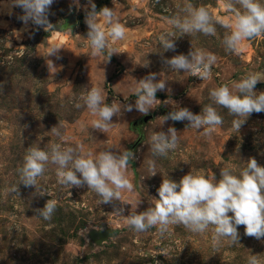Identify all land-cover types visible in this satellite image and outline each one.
I'll list each match as a JSON object with an SVG mask.
<instances>
[{
    "label": "rangeland",
    "instance_id": "1",
    "mask_svg": "<svg viewBox=\"0 0 264 264\" xmlns=\"http://www.w3.org/2000/svg\"><path fill=\"white\" fill-rule=\"evenodd\" d=\"M92 2L97 11L105 6L115 10L125 27L124 39L108 38L117 52L110 60L107 50L91 54L85 23L88 0H54L48 14L53 29L37 28L31 22L25 25L19 19L23 10L13 0H0V264H247L251 255H258L264 264V238L246 236L244 226L238 227V243L222 240L219 248H213L211 229L195 234L175 225L161 236L156 228L136 232L124 218L138 201L137 213L151 206L153 198L158 199L163 178L178 182L192 171L219 179L220 168L229 164L243 167L249 158L264 166V112L252 113L236 131L232 121L238 117L213 105L224 123L211 136L189 127L187 120L162 124L161 118L178 107L199 114L212 103L211 89L231 86L248 73L259 76L261 82L254 90L264 92V36L244 41L238 52L226 51L222 41L227 30L217 24L216 36L184 35L175 40L174 51H164L158 37L171 28L167 17L183 15L176 6H183L184 0ZM191 2L207 7L213 16L231 18L222 0ZM260 2L264 4V0ZM72 15L75 27L60 31ZM99 22L107 33L106 23ZM53 46L61 48L59 58L47 56ZM192 49L216 55L210 80L201 81L164 63ZM150 73L157 74V81L165 80V89L156 93L163 97L157 98L147 115L135 107L126 111L125 105H135L137 82ZM91 87L102 90L106 104L121 106V114L112 117L106 133L92 129L96 117L79 99ZM54 126L65 139L51 133ZM169 127L178 132V148L167 157H153L149 136L153 131L167 132ZM53 143L62 147L82 144L85 151L94 153L109 147L114 152L132 151L135 158L127 174L134 189L122 191L121 202L100 204V197L86 185L70 189L60 185L52 164L38 178L36 189L19 184L17 170L27 149L47 151ZM148 159L155 161V176H150ZM51 198L57 200V208L51 220H44L36 209H42ZM120 208L121 215L116 212ZM107 231L110 235L101 240Z\"/></svg>",
    "mask_w": 264,
    "mask_h": 264
},
{
    "label": "clouds",
    "instance_id": "2",
    "mask_svg": "<svg viewBox=\"0 0 264 264\" xmlns=\"http://www.w3.org/2000/svg\"><path fill=\"white\" fill-rule=\"evenodd\" d=\"M53 2L54 0H13V5L23 10L19 19L25 25L31 22L37 28L53 29L48 20ZM88 5L90 10H86L85 23L91 54L97 56L107 50V60H110L117 52L109 45L108 38L111 37L113 41L124 39L125 27L119 22L115 10L105 6L97 11L92 0H88ZM222 6L231 14L230 20L213 16L207 7L197 6L191 0H184L183 6L177 4L176 7L183 15L166 18L171 28L159 35V45L164 51H174L175 40L184 35L201 33L216 36L217 24L227 30L222 41L226 51L238 52L244 41L264 36V4L260 0H222ZM101 19L107 25V33L101 27ZM63 30L61 26L60 31ZM59 49L61 48L53 46L47 56L59 58ZM48 62L54 68L52 61ZM216 62V55L203 49H192L187 55L178 54L164 60L172 70L189 73L201 81L212 78V68ZM156 77V73H150L137 82L133 89L137 98L135 105H125L126 111L130 112L135 107L139 113L147 115L153 109L158 101L157 91L164 90L166 86L165 80L157 81ZM258 82L261 79L257 74L248 73L238 81H233L231 86L223 84L215 87L209 92L212 103L203 106L199 114H194L186 107H178L161 117L162 124L168 120H187L189 127L202 129L204 136H211L224 123L223 117L213 106L216 105L226 109L229 115L238 117L232 121V126L239 131L252 113L264 112V92L254 90ZM79 99L83 100L90 114L96 117L91 121L92 129L106 133L113 124L112 117L121 114L120 105L104 102L105 98L99 87L86 89ZM75 106L81 107L79 103ZM51 133L61 140L65 139L57 126L51 128ZM148 145L153 157H167L178 148V132L174 127H169L167 132L153 131ZM110 149L111 147L94 153L85 151L82 144L62 147L59 143L51 144L47 151L40 147H29L22 166L17 170L19 184L36 189L38 178L43 177L47 166L52 164L56 166L60 185L69 189L86 185L100 197V204L121 202L122 191L134 189L127 170L135 157L130 150L114 152ZM146 164L150 176H155L158 172L155 161L148 159ZM13 191L17 189L14 188ZM157 192L158 199L153 198L154 202L145 211L137 213L140 201L135 207L132 206L131 213L124 217L129 228L136 232L156 228L161 236L169 233L175 225H183L195 234H205L211 229L213 248H219L222 240L238 243L239 226H244V234L248 237L258 240L264 238V166H260L255 158H249L243 167L229 164L220 168L219 179L215 175L192 171L178 182L163 178ZM45 193L52 196L50 192L40 194ZM56 208L57 200L51 198L42 209H36V212L44 220H51ZM116 212L121 215L123 208ZM247 264H262V261L258 259V255H251Z\"/></svg>",
    "mask_w": 264,
    "mask_h": 264
},
{
    "label": "water",
    "instance_id": "3",
    "mask_svg": "<svg viewBox=\"0 0 264 264\" xmlns=\"http://www.w3.org/2000/svg\"><path fill=\"white\" fill-rule=\"evenodd\" d=\"M75 25H76V18H75V15H72V16L70 17V20H69L68 23H67V27H64V29H67V28H74ZM109 235H110V232H109V231H107V232H103V233L101 234V240H106L107 237H108Z\"/></svg>",
    "mask_w": 264,
    "mask_h": 264
},
{
    "label": "trees",
    "instance_id": "4",
    "mask_svg": "<svg viewBox=\"0 0 264 264\" xmlns=\"http://www.w3.org/2000/svg\"><path fill=\"white\" fill-rule=\"evenodd\" d=\"M106 1H110V0H106ZM163 96H160L158 94H156V98H162Z\"/></svg>",
    "mask_w": 264,
    "mask_h": 264
}]
</instances>
